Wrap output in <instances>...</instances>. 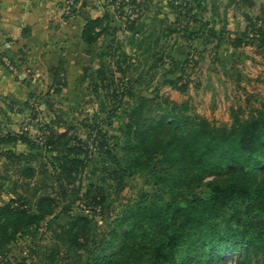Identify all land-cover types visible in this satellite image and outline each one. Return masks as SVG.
I'll use <instances>...</instances> for the list:
<instances>
[{"label":"trees","instance_id":"trees-1","mask_svg":"<svg viewBox=\"0 0 264 264\" xmlns=\"http://www.w3.org/2000/svg\"><path fill=\"white\" fill-rule=\"evenodd\" d=\"M207 1L167 0L169 21L147 0H104L112 12L88 17L82 31L97 63L81 81L97 106L71 120L34 111L33 136L0 126L4 166L20 179L47 180L31 198L0 205L2 264H24L10 261L12 246L44 223L56 228L47 264H64L63 251L74 264H228L236 254L234 264H264V99L248 116L231 107L230 123L218 125L162 93L186 95L207 59L232 78L226 68L243 48L264 54V12L233 34L206 16ZM53 77L60 95L67 78L61 68ZM139 175L155 190L123 201L127 180Z\"/></svg>","mask_w":264,"mask_h":264},{"label":"rangeland","instance_id":"rangeland-1","mask_svg":"<svg viewBox=\"0 0 264 264\" xmlns=\"http://www.w3.org/2000/svg\"><path fill=\"white\" fill-rule=\"evenodd\" d=\"M5 50L8 49L5 48ZM240 53L242 56L237 65L233 69L231 66L226 68L234 74L232 78H226L223 74L224 69L220 65H210L211 61L207 59L197 69L186 95L168 87L162 88L163 95L178 103H188L196 113L218 125L230 123L231 107H244L245 116H248L252 108H258L260 101L264 99V54L254 47L245 48ZM14 62L16 65L0 53V68L4 70L1 71L3 74H0V126L4 131L16 133L28 130L33 136L37 133L30 126V122L35 113L38 114L39 119H46L45 115L53 109L65 119H82L91 111L92 106H97L96 103H90L87 82L81 81L82 73L68 77L67 87L60 95H55L52 87L53 67L50 66L48 70L37 76L34 71L19 73L18 69L36 64L26 65L19 59ZM94 63L97 61L90 60L84 67ZM30 94L34 98L29 99ZM248 98L249 101H247ZM26 101L34 107L33 111L24 106ZM22 149L18 147V150ZM46 182V179L41 178L33 181L20 179L14 170L6 168L4 161L0 160V205L18 195L31 198ZM154 190L145 176H135L127 180V188L122 195L123 201L133 199L143 191L153 192ZM67 220V217H61L59 223L63 224ZM97 221L99 225L102 223L100 219ZM55 230L54 226L48 229L44 223L33 239L23 240L12 246L10 261L22 262L25 259L24 264H47L45 256L52 244V234ZM31 250L35 251L30 252ZM236 256L237 254L228 257L227 263L234 264ZM74 260L72 255L68 258L63 251L64 264H74ZM1 262L0 257V264Z\"/></svg>","mask_w":264,"mask_h":264},{"label":"crops","instance_id":"crops-1","mask_svg":"<svg viewBox=\"0 0 264 264\" xmlns=\"http://www.w3.org/2000/svg\"><path fill=\"white\" fill-rule=\"evenodd\" d=\"M66 1L0 0V53L3 56L10 54L14 60L19 59L26 65L36 64L24 66V69L19 67V73L34 71L38 76L51 66L54 70L61 68L68 78L80 75L91 60L82 41L86 20L88 17L100 18L112 9L102 5L104 0H97L93 7L84 6L80 0L74 13L67 17ZM181 1L194 3L196 0ZM147 3L152 14L162 11L169 21L174 20L167 0H149ZM202 4L207 17L215 19L217 24L225 21L228 31L233 34L247 28V16L255 19L264 12V0H208ZM152 14L147 24L152 21ZM1 71L4 70L0 68V74H3Z\"/></svg>","mask_w":264,"mask_h":264},{"label":"built area","instance_id":"built-area-1","mask_svg":"<svg viewBox=\"0 0 264 264\" xmlns=\"http://www.w3.org/2000/svg\"><path fill=\"white\" fill-rule=\"evenodd\" d=\"M77 4V0H67L65 3V12H71Z\"/></svg>","mask_w":264,"mask_h":264}]
</instances>
